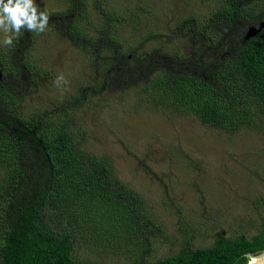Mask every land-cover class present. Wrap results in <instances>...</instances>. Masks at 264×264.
Listing matches in <instances>:
<instances>
[{
  "label": "trees",
  "instance_id": "16d2710c",
  "mask_svg": "<svg viewBox=\"0 0 264 264\" xmlns=\"http://www.w3.org/2000/svg\"><path fill=\"white\" fill-rule=\"evenodd\" d=\"M103 1L111 2L93 0L97 40H89L81 25L69 30L87 53L102 43L108 49L106 61L101 54L96 60L90 56L95 88L120 82L123 89H139L157 107L193 114L209 127L264 133V30L245 41L248 28L264 22V0H198L203 12L190 13L173 32L174 38L186 37L187 51L148 44L156 36L142 28L143 17L152 13L149 4L129 0L115 11L101 8ZM65 2L66 11L51 15L88 20L87 11L79 12V6L89 8L87 0ZM55 24L59 31L62 22ZM125 27L138 43L113 35ZM33 35L22 30L11 48L0 46V264H80L78 239L92 232L101 237L100 230L105 240L142 244L154 225L145 201L115 176L108 158L79 148L68 112L60 120L50 112L43 114L46 120L22 114L20 87L36 71L32 62L18 63L17 50ZM83 93L69 103L78 104ZM263 250L264 220L250 238L217 233L211 247L188 246L148 264H248L246 255ZM135 262L146 264L139 254Z\"/></svg>",
  "mask_w": 264,
  "mask_h": 264
},
{
  "label": "rangeland",
  "instance_id": "374dc122",
  "mask_svg": "<svg viewBox=\"0 0 264 264\" xmlns=\"http://www.w3.org/2000/svg\"><path fill=\"white\" fill-rule=\"evenodd\" d=\"M130 1L151 6L152 13L145 14L142 24L156 33L148 44L189 50L186 37L174 38L173 32L190 13L203 12L198 0ZM128 2L103 1L101 8L121 11ZM36 3L48 13L69 8L65 0ZM87 4L89 8L79 6V12L87 11L88 20L72 21L85 28L88 39L97 40L99 19L93 15V0ZM70 16L60 20L58 31L55 22L59 16L52 14L46 30L34 32L31 41H23L17 50L18 63L32 62L36 71L20 87L24 95L20 110L28 118L42 115L45 120L49 118L45 112L57 120L68 112L79 148L110 160L115 176L143 198L154 224L138 246L105 240L102 230L101 237L91 231L93 236L78 239L75 257L80 264H135L138 254L146 264L154 263L176 256L188 246L211 247L217 233L249 238L257 234L264 220V133L255 128L230 134L209 127L193 114L157 107L139 89H123L120 82L98 90L90 56L96 60L103 53L107 58L108 49L97 48L88 54L78 47L67 36V27L73 23ZM120 29L113 34L120 40L140 41L139 37L131 40L129 28H122L119 34ZM5 35L0 30V46L9 49L3 44ZM60 76L64 80L58 85ZM82 92L83 100L69 103Z\"/></svg>",
  "mask_w": 264,
  "mask_h": 264
},
{
  "label": "clouds",
  "instance_id": "9594fccd",
  "mask_svg": "<svg viewBox=\"0 0 264 264\" xmlns=\"http://www.w3.org/2000/svg\"><path fill=\"white\" fill-rule=\"evenodd\" d=\"M49 23V13L40 9L36 0H0V30L6 35L3 39L5 46H11L22 30L43 33ZM64 80L63 76L57 78V84ZM66 83V81H65ZM248 264H258L262 257L246 255Z\"/></svg>",
  "mask_w": 264,
  "mask_h": 264
},
{
  "label": "water",
  "instance_id": "95a60500",
  "mask_svg": "<svg viewBox=\"0 0 264 264\" xmlns=\"http://www.w3.org/2000/svg\"><path fill=\"white\" fill-rule=\"evenodd\" d=\"M264 30V22H261L260 23V26L257 27V26H251L248 28L246 34H245V41H249L253 38H257L261 32ZM252 257H262L264 258V250L262 252H260L259 254H256V255H251ZM260 261H262L260 263ZM258 263L260 264H264V259L260 260Z\"/></svg>",
  "mask_w": 264,
  "mask_h": 264
},
{
  "label": "flooded vegetation",
  "instance_id": "af4514ba",
  "mask_svg": "<svg viewBox=\"0 0 264 264\" xmlns=\"http://www.w3.org/2000/svg\"><path fill=\"white\" fill-rule=\"evenodd\" d=\"M50 16H51V13H50ZM58 19V18H57ZM60 20H62V19H58V23H60ZM73 22V21H72ZM261 23V22H260ZM260 23H258L257 25H253V26H257V27H259L260 26ZM77 24V23H76ZM76 24H74V22L73 23H71L68 27H67V36H70L71 34H70V32H69V30L73 27V26H75ZM65 25H67V24H65ZM251 27V26H250ZM70 40H72L73 42H75V40H76V38H74L72 35H71V37H70ZM93 40V39H92ZM85 42V41H84ZM96 43H98L97 41H95ZM103 47H104V45H103V43L101 44V48H100V50L103 52L104 51V49H103ZM93 48V46L92 47H90L89 49H88V54H90L89 53V50H91ZM96 49L97 48H95V51H96ZM105 56L103 55V53L101 54V59L103 60V61H106L105 60ZM90 65V64H89ZM91 68H92V66H91Z\"/></svg>",
  "mask_w": 264,
  "mask_h": 264
},
{
  "label": "bare ground",
  "instance_id": "6f19581e",
  "mask_svg": "<svg viewBox=\"0 0 264 264\" xmlns=\"http://www.w3.org/2000/svg\"><path fill=\"white\" fill-rule=\"evenodd\" d=\"M259 262V261H258ZM262 261H260V263H261ZM260 263H258V264H260Z\"/></svg>",
  "mask_w": 264,
  "mask_h": 264
}]
</instances>
